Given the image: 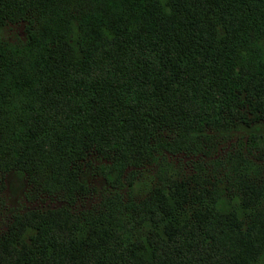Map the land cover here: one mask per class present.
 Instances as JSON below:
<instances>
[{"label":"trees","instance_id":"obj_1","mask_svg":"<svg viewBox=\"0 0 264 264\" xmlns=\"http://www.w3.org/2000/svg\"><path fill=\"white\" fill-rule=\"evenodd\" d=\"M0 190V264H264V0H0Z\"/></svg>","mask_w":264,"mask_h":264},{"label":"rangeland","instance_id":"obj_2","mask_svg":"<svg viewBox=\"0 0 264 264\" xmlns=\"http://www.w3.org/2000/svg\"><path fill=\"white\" fill-rule=\"evenodd\" d=\"M19 31H22V26L21 25H18L17 27H16ZM189 172V171H188ZM188 172H183L184 174H187ZM95 182H98V180H95ZM7 191H8V189H7ZM6 190H5V194L7 195L8 194V192H7ZM0 194H2V191L0 190ZM3 195V197L5 198V200L6 201H9V198H10V201L9 202H11V203H9V207H14V206H18V207H23L24 209H26V207L27 206H30V203L29 202H27V201H23V198H21L22 197V193H21V197H19L18 199H11V197L8 195L7 197H8V200L6 199V195H4V194H2ZM19 196V195H18ZM15 198H16V196H15ZM31 207V206H30ZM22 208V209H23ZM0 211H2L1 212V214H0V226H2L3 225V227H1V228H5V226H6V224L4 223V218H5V215H4V213H3V204L2 205H0ZM11 218H10V216H6V221H8V220H10Z\"/></svg>","mask_w":264,"mask_h":264}]
</instances>
